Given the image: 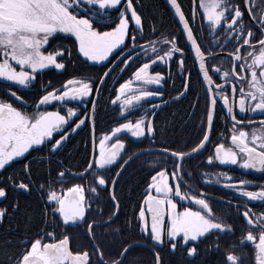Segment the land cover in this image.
Wrapping results in <instances>:
<instances>
[{"label": "snow or ice", "instance_id": "obj_1", "mask_svg": "<svg viewBox=\"0 0 264 264\" xmlns=\"http://www.w3.org/2000/svg\"><path fill=\"white\" fill-rule=\"evenodd\" d=\"M167 3L177 18L184 46L175 34L165 37L153 26L154 38L147 41L149 51L143 42L140 0H0V82L8 87L0 96V172L21 164L18 176L0 177V200L8 199L10 192L17 193L14 203L0 208V225L20 213L29 226L38 228L18 245L23 252L0 250L4 256L0 264H126L136 244L122 240L119 250H107L126 232H137L138 238L146 241L154 264H164V248L170 255L180 251L190 264L200 255L202 243H206V255L219 253L213 264H244L236 248L248 244L254 245V264H264V211L254 215L245 207L240 215L246 227L240 239L235 246L222 247V235L234 236L235 226L214 214L205 191H197L201 188L197 171L185 168L207 151L206 160L196 169L238 165L264 172V119L255 121L249 116L264 114V0H193L191 18L178 0ZM197 17L199 29L193 27ZM205 22L212 41L198 34ZM216 33L222 36L217 38ZM53 41L57 43L50 48ZM186 51L197 66V82L204 94L194 146L188 142L179 148L162 145L125 158L129 143L155 142L157 135L168 134L167 127L156 124L158 110L169 103L160 89L172 79L174 64L181 89L171 101H180L191 92V73L185 76ZM77 64L99 66L102 75L72 74L58 89L49 82L41 86V95L32 104L18 94L33 86L37 74L44 70L66 73L69 66ZM157 64L169 66L167 77L153 74ZM117 69L120 80L114 81L108 100L111 105L119 104V115L115 126L99 139L97 151L101 93ZM124 75L128 78L123 79ZM152 100L161 103L145 108ZM50 105L55 110H47ZM198 106L199 97L192 107ZM130 115L135 118L128 119ZM82 127L91 129L92 148L88 151L85 145L82 165L73 168L61 157ZM122 134H130V138ZM145 154L158 159L149 165L150 179L131 216L120 221L117 185L127 167ZM199 175L202 178L204 174ZM219 175L232 180L226 173ZM249 183L238 181L223 187L249 201H264V185L258 191H248ZM33 195L35 208L31 203L22 204L21 196ZM182 202L189 206L180 211ZM227 207H233L230 201ZM235 207L239 211L240 205ZM108 236L113 242L106 247ZM81 239L86 243L73 248V242ZM10 246L11 241H6L4 248Z\"/></svg>", "mask_w": 264, "mask_h": 264}, {"label": "flooded vegetation", "instance_id": "obj_2", "mask_svg": "<svg viewBox=\"0 0 264 264\" xmlns=\"http://www.w3.org/2000/svg\"><path fill=\"white\" fill-rule=\"evenodd\" d=\"M199 0H197V3ZM242 2V0H239ZM178 3L182 6L184 13L191 18L193 12V0H178ZM149 4L155 5L156 10L154 11L155 17L150 15ZM140 7L138 11L142 14L143 22H144V40L145 46L147 45V41L151 38H154L151 32L153 26L160 29V32L164 34L165 37L169 33L175 34L179 37V42L182 46H184V37L180 35V29L178 27L177 18L173 15V11L166 5L163 0H153V3H148L145 0H140ZM154 18V19H153ZM247 23V18L244 21ZM194 28H201L200 18L197 17L196 23L193 25ZM199 35L207 36L208 41L213 40V36L209 34L207 23L205 22L203 31L198 33ZM217 38L222 36V33H216ZM223 43V40L220 41ZM57 42L53 41L51 47H54ZM207 46V45H206ZM158 48L161 45H157ZM231 45H229V49ZM186 59V72L185 76L188 72L191 73V92H189L182 100L177 102H172L171 98L177 95V90L181 89V78L178 69L173 64L171 66L172 79H168L166 84L160 90L164 93L163 100L169 101L166 105H163L161 110H158L156 116V124L158 126H165L168 129V134L166 136L157 135L155 137V142L150 139H144L142 142L137 143H129L128 144V153L125 155H130L132 153H141L147 152L148 150H158L162 145L172 146V147H183L186 142L189 143L190 146H194L192 143L195 141L198 135V128L196 125L199 124V119L201 112L204 109V94L200 88V84L197 82V66L193 63V57L188 55V52H185ZM111 67V66H110ZM155 72L163 73L166 77L169 74V66L166 64H157L154 66ZM19 70V69H17ZM106 70V69H105ZM75 74L79 76H91L96 77L98 75H102V71L99 66L88 67L86 65H79L75 68L69 66L68 71L66 73H59L52 69H46L42 73L37 74V79L33 86L29 89L24 90L18 94H21L24 99L28 101L29 104H32L34 101H38L39 96L41 95L42 85H47L49 82L52 85V88H60L66 79L70 78V75ZM128 76L124 75L123 79H127ZM120 80L119 69L116 70L112 74V77L109 78L108 84L104 92L101 93L99 109L100 111L97 113L96 120V140L99 139L107 132L111 127L115 126L117 117L119 115L118 108L119 104L111 105L108 100L110 93V89L113 87L114 81ZM175 81V83H173ZM122 82V81H121ZM118 86V85H117ZM135 87V85H134ZM154 87V86H148ZM8 92V87L6 83L0 82V96L5 95ZM197 97H199V106L192 107L196 104ZM152 103H161L160 100H152L150 103H145L144 107H151ZM107 105V106H106ZM81 110H83L84 105L79 106ZM89 115L91 114V104L87 105ZM47 110H55L54 106H49ZM217 111H220L219 105L217 106ZM243 115V114H241ZM255 121H259L264 119V114L261 113H249ZM83 118V115L81 116ZM134 115L128 116V119H134ZM123 122V121H121ZM91 123V121L89 122ZM217 131L222 130V121L220 118H217ZM128 136L130 138V134H122ZM91 129L90 127H82L70 140L67 145V149L63 156L65 160V164H70L73 168L80 167L85 159V145H88V151H91L92 144L90 141ZM216 139V136H213V140ZM97 146V143H96ZM190 150V147L185 149ZM209 152H204L199 159H194L189 162V164L185 165L186 170L191 166L198 173V179L201 182V188H198L197 191L201 189L205 191L208 196L211 207L214 211V214L218 217H226L225 223L231 224L235 226V235L224 234L221 237L222 247L224 244L235 246L236 242L240 239L241 232L245 229V222L241 218V213L243 212L245 207L251 208L253 210L254 215L259 214L264 211V201H249L246 197L239 196L238 192L234 189H229L223 187L225 183H236L238 181H248L250 182L246 188L248 191H258L260 190L259 186L264 185V172H258L255 170H245L241 169L238 165H224V166H216V167H201L196 169L195 166L199 164L201 161L206 160ZM140 160L133 162H139L138 165L141 167V176L149 177V165L152 161L158 159L155 155H141ZM132 162V163H133ZM131 163V164H132ZM130 164V165H131ZM53 169H55L56 165H52ZM171 168V164L168 165ZM21 168L20 163L13 164L12 167L7 168L5 171L0 172V177H6L9 174L13 176L19 175V170ZM203 173L202 178L199 174ZM220 173H226L228 176L232 177L231 181H226ZM79 182V181H76ZM69 186H71L69 184ZM59 187V185H58ZM193 187L196 188V184H193ZM17 197V193L10 192L8 199L0 200V208L8 207L12 203H14ZM22 204H29L36 207L35 196L32 197H20ZM129 200V197H126ZM229 201L232 203L233 207H227ZM239 204V211L236 210V205ZM189 206L188 202H182V205H178V210L182 211L183 207ZM131 203H128L124 209V212L120 214V221H123L125 216H131L134 208ZM193 210H196V206L192 205ZM38 231V228L35 224L29 226L21 217L20 213L15 214L11 219L5 218L2 225H0V250L7 252L8 254H18L23 252L24 249L19 247L18 245L21 242L29 237H32L34 233ZM76 231V230H72ZM99 231V230H98ZM79 235V233H77ZM130 236H134V240L130 241ZM210 239H215V237H211ZM11 241V246L8 248H4L6 241ZM126 241L127 243L137 244L138 246H142L141 248L145 250L149 255L148 256H136L132 258H127L126 264H154L153 261V251L146 245V241L138 238L137 232H126L124 237L116 238L112 247H108L107 250L110 252H116L119 250V244L121 241ZM109 242H113V237L108 236L105 241L106 247ZM78 243H86L84 240L74 241L72 244L73 248L77 247ZM206 247V243H202L200 245V255L195 259L191 260L190 264H213V262L218 258L219 253L215 255H206L204 249ZM138 248V247H137ZM254 245L248 244L243 248L237 247V254L241 255L244 259V264H254ZM91 250V249H89ZM162 256L164 258V264H189V261L182 259V253L177 251L174 255H170L167 248L162 250ZM109 259H113L114 257H108ZM0 259H4V256L0 254Z\"/></svg>", "mask_w": 264, "mask_h": 264}, {"label": "trees", "instance_id": "obj_3", "mask_svg": "<svg viewBox=\"0 0 264 264\" xmlns=\"http://www.w3.org/2000/svg\"><path fill=\"white\" fill-rule=\"evenodd\" d=\"M145 1H147L148 3H153V0H145ZM149 8H150V15L155 17V13H154V11L156 10L155 5L149 4ZM136 160L139 161L140 158ZM138 163L139 162H135V163L133 162L131 165L127 167V170L124 172L123 177L120 180V183L117 185V195L121 197V214L124 212V209L128 203L132 202V205L135 206L137 201L140 199L144 187L146 186V181L148 180V177L141 176V172H140L141 167L138 165ZM126 197H129V200L126 199ZM148 255L149 254L142 248H133V250L129 252L127 258L136 257V256H148Z\"/></svg>", "mask_w": 264, "mask_h": 264}, {"label": "bare ground", "instance_id": "obj_4", "mask_svg": "<svg viewBox=\"0 0 264 264\" xmlns=\"http://www.w3.org/2000/svg\"><path fill=\"white\" fill-rule=\"evenodd\" d=\"M163 1H164V0H163ZM166 5H167V4H166ZM105 231H106V230H105ZM133 237H134V236H130V238H129V239H130V241H133V240H134V238H133ZM136 245H137V244H136ZM137 247H138V248H141L142 246H138V245H137V246H136V247H134V248H137ZM131 258H132V257H131Z\"/></svg>", "mask_w": 264, "mask_h": 264}, {"label": "water", "instance_id": "obj_5", "mask_svg": "<svg viewBox=\"0 0 264 264\" xmlns=\"http://www.w3.org/2000/svg\"><path fill=\"white\" fill-rule=\"evenodd\" d=\"M164 2L167 4V6L170 8V5L167 3V0H164ZM171 9V8H170Z\"/></svg>", "mask_w": 264, "mask_h": 264}, {"label": "rangeland", "instance_id": "obj_6", "mask_svg": "<svg viewBox=\"0 0 264 264\" xmlns=\"http://www.w3.org/2000/svg\"><path fill=\"white\" fill-rule=\"evenodd\" d=\"M98 148H99V144H98V142H97V146H96L97 151H98Z\"/></svg>", "mask_w": 264, "mask_h": 264}]
</instances>
